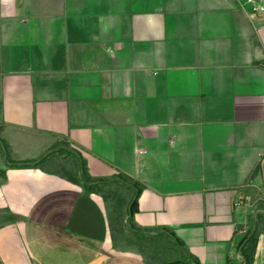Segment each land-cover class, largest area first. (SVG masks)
I'll return each instance as SVG.
<instances>
[{"label": "crops", "instance_id": "obj_1", "mask_svg": "<svg viewBox=\"0 0 264 264\" xmlns=\"http://www.w3.org/2000/svg\"><path fill=\"white\" fill-rule=\"evenodd\" d=\"M245 1L0 0V264H243L249 229L264 264V12Z\"/></svg>", "mask_w": 264, "mask_h": 264}, {"label": "rangeland", "instance_id": "obj_2", "mask_svg": "<svg viewBox=\"0 0 264 264\" xmlns=\"http://www.w3.org/2000/svg\"><path fill=\"white\" fill-rule=\"evenodd\" d=\"M59 153L62 155H71L70 149L64 148V147H62V149L59 150ZM104 198L108 199L110 203L109 205V208L111 209L110 210V226H111L112 231L116 234L125 233L127 229L131 228L128 221L124 222V218L126 215V209H125L126 200L127 199L129 200L128 202V205H129L130 202L133 200V196H131V194L128 195L125 192L124 188L114 186L111 189V191H106L104 193ZM258 207L260 206L258 205L255 206V211L258 209ZM257 217L259 218L258 220L256 219V221H258L259 223H261V225L264 226V213L260 214V216H257ZM248 233H251L250 229L245 232V235H247Z\"/></svg>", "mask_w": 264, "mask_h": 264}, {"label": "trees", "instance_id": "obj_3", "mask_svg": "<svg viewBox=\"0 0 264 264\" xmlns=\"http://www.w3.org/2000/svg\"><path fill=\"white\" fill-rule=\"evenodd\" d=\"M37 165L38 163L29 162L24 163L23 165ZM136 210V202L135 200H132L129 204V209L126 212V215H130ZM256 235L255 232L252 231L251 233H248L244 236L243 240L240 242V254L242 257L243 264H251L252 263V256H253V250L256 244Z\"/></svg>", "mask_w": 264, "mask_h": 264}, {"label": "built area", "instance_id": "obj_4", "mask_svg": "<svg viewBox=\"0 0 264 264\" xmlns=\"http://www.w3.org/2000/svg\"><path fill=\"white\" fill-rule=\"evenodd\" d=\"M244 5L247 6L253 14H260L264 12V5L261 0H246Z\"/></svg>", "mask_w": 264, "mask_h": 264}]
</instances>
